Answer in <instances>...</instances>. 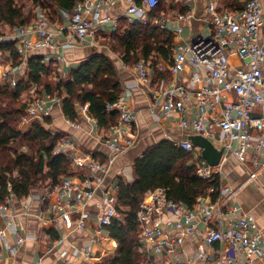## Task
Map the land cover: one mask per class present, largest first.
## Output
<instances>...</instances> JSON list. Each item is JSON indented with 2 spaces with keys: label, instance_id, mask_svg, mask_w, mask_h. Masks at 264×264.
I'll use <instances>...</instances> for the list:
<instances>
[{
  "label": "built area",
  "instance_id": "built-area-1",
  "mask_svg": "<svg viewBox=\"0 0 264 264\" xmlns=\"http://www.w3.org/2000/svg\"><path fill=\"white\" fill-rule=\"evenodd\" d=\"M130 1L128 18L139 13L144 16L139 21L155 24L174 36L173 61L169 66L172 79L167 85L152 90V104L161 105L166 113L178 115L183 127L192 126L201 135L216 139L219 138V132L221 134L224 152L219 164L212 165L205 158H200L196 164L197 175L204 179L216 176L220 178L230 156L244 159L252 150L255 164L259 167L250 175L251 179L255 178L258 170L264 168V159L261 162L257 159L259 156L264 158V10L261 0H248L241 9L225 10H219L217 1L211 0L208 5L210 16L207 31L191 32L188 37H184V26L180 22L191 18L192 12H177L178 24L172 27V18L157 12L161 0ZM166 1L187 3L190 0ZM117 2L118 0L79 1L71 11L68 25L52 26L46 13L40 8L34 19V28L20 26L15 35L4 38L14 42L23 61L29 58L37 42L50 47L60 45V35L65 36L68 45L83 44L104 23L101 11L115 6ZM112 22L117 28L118 20ZM32 32L38 34V41L31 38ZM123 63L131 65L143 82L149 81L151 65L146 60L141 59L135 64ZM203 65L209 68L208 75L213 84L201 85L196 89L199 99L192 103L191 97L195 92L183 82L181 74ZM9 72L8 68L2 70L0 78L6 80ZM190 79L195 83L200 82V78L194 74L190 75ZM12 82L17 85L16 80ZM233 93L237 95V99L227 98ZM62 100L63 97L59 94H44L34 99L27 107L25 120L51 118L53 109L61 107ZM189 108L194 109L192 120L185 117ZM87 110L88 104L83 107V111L94 126L100 128ZM115 110L118 111V118L107 127L109 133L103 137L111 150L106 159L96 158L92 151L83 148L74 137L61 138L54 153L67 154L71 158L74 173L64 175L56 187L44 188L40 198L41 211L38 217L43 222L56 228L62 224L66 230L86 231L90 217L89 206L96 192L105 187L103 190L107 195V208L97 216L96 234L92 233V240L100 244L102 249L95 251L91 245H86L82 254L84 262L88 263H95L108 254L105 253V242L112 237L105 228L115 218H122L117 209V184H108L107 177L118 157L134 147L139 139L135 110L121 98L108 105V111ZM68 122L76 127L80 126L76 121ZM175 142L187 151H195V145L189 139ZM79 166H89L91 171L86 174L75 171V167ZM213 190L218 193L216 199L210 195L202 196L193 207L170 198L165 187H156L145 193L137 211L141 251L149 249L154 254H164L166 257L162 261L150 258V264H194V259H203L211 264H226V261H236V252L244 255L246 264H264L263 235L254 216L243 211L237 203L227 200L236 195L237 189L222 184L220 178V185ZM14 198L12 195L7 203L0 204V217L10 222L13 216L11 201ZM25 198L22 205L27 212L30 203ZM225 212L240 213L235 221L236 229L210 228L202 236L203 245L198 247L194 259L185 262L176 255L186 235L199 233V218L210 225L214 219L222 218ZM173 228H180V235H172ZM29 238L37 236L18 232L11 240L7 229L0 228V244L12 256ZM65 238L66 236L60 235L56 238V244H62ZM216 242H227L228 248L219 249V258L213 260L204 245L211 246ZM39 262H42V258Z\"/></svg>",
  "mask_w": 264,
  "mask_h": 264
},
{
  "label": "trees",
  "instance_id": "trees-1",
  "mask_svg": "<svg viewBox=\"0 0 264 264\" xmlns=\"http://www.w3.org/2000/svg\"><path fill=\"white\" fill-rule=\"evenodd\" d=\"M79 1L82 0H0V34L4 33V27L15 32L18 27L28 25L37 15L33 6H39L51 21L58 16L59 9L72 11ZM165 1H160L158 13L164 10ZM109 40L111 47L123 54L126 63L135 64L141 59L150 62L154 82L172 79L169 66L173 61L174 36L168 30L122 17ZM0 51L6 57L9 54L16 66L23 62L14 42L0 43ZM161 59L168 63L167 69L160 67ZM55 63L51 60L46 64L43 56H30L29 79H20L15 87L0 86V204L7 203L12 195L19 200L28 197L36 187L54 188L64 175L74 173L71 158L54 153L62 132L50 128L51 118L35 120L25 132L14 127L17 117L27 113L31 101L44 94H59L63 97L64 116L76 122L83 118L81 108L88 104V114L100 128H107L118 118V111H108V105L120 99L123 82L110 56L95 52L72 68L66 78L59 73L56 84L50 81L51 74L58 71ZM32 83L37 84L34 95L29 103L23 102V94ZM191 156L190 151L168 139L148 147L134 162L136 180L130 183L120 179L118 183L117 209L122 218H115L105 228L118 243L116 255L101 262L82 264H144L147 257L141 251L137 211L145 193L165 187L170 198L193 207L200 197L208 195L210 188L220 185L218 176L199 177ZM212 195L214 199L218 196L215 192Z\"/></svg>",
  "mask_w": 264,
  "mask_h": 264
},
{
  "label": "crops",
  "instance_id": "crops-1",
  "mask_svg": "<svg viewBox=\"0 0 264 264\" xmlns=\"http://www.w3.org/2000/svg\"><path fill=\"white\" fill-rule=\"evenodd\" d=\"M210 1L211 0H190L187 3H184L183 1L180 3L165 1L166 5L161 13L170 16L172 18L170 24L172 27H175L178 24V21L176 20L177 12H192L193 16L191 18L180 22V24L184 26V37H188L191 32L207 31V21L210 16L208 12V5ZM216 1L219 10H225L243 7L247 0ZM130 4V0H118L115 6L103 9L101 13L105 18L104 23L95 33L88 37L85 43L68 45L66 43L65 36L60 35L58 38L60 45L50 47L41 45L37 42L35 47L31 50L30 56H43L46 63L51 60L55 61V64L59 65L58 69H60L65 76H68L72 68L80 65L95 52L109 55L108 47L101 43L102 37L109 36L115 31L116 27L112 22L113 20L129 16L127 11ZM261 4L264 10V0H261ZM59 12L61 20L56 24L68 25L70 23L71 11L60 9ZM141 18H144V16H141L139 13H135L133 14V17L129 19L139 21ZM28 26L30 29L34 28V21L28 24ZM3 30L12 36L17 32L11 31L9 27H4ZM30 35L33 40L38 41L39 37L36 32H32ZM5 41L8 40L0 36V43ZM233 60L236 59L234 58ZM12 64L13 61L9 57V54L6 57L4 53L0 51V74L2 70L8 68L11 73L17 75L18 77L21 76L20 79H29L30 70L27 66L28 59L23 61L19 66L12 67ZM116 65L123 82V92L120 98L126 101L131 108L135 110L139 123V139L136 145L118 157L116 165L112 168V171L106 180L108 184H117L116 191H118V183L120 179L130 183L136 180L134 162L138 157L143 155L148 147L161 140L168 139L175 142L183 139H189V136L199 135V133L192 126L183 127L180 124V118L178 115L166 113L161 105L154 106L152 104V90L167 85L171 79H160L158 82H154L151 67L149 81L143 82L131 65L126 66L121 59L116 62ZM160 67L167 69L168 63L163 62L161 59ZM208 72L209 68L203 65L199 68H191L181 74L183 82L195 92V94L191 97L192 103L197 102V99H199V94L197 93L198 90L196 89H198L201 85L211 86L213 84L209 79ZM192 74L199 77L200 82H193L190 79V75ZM31 85L30 89L32 91L36 89L37 84L32 83ZM227 98L237 99V95L233 93L228 95ZM52 117L53 120H58L59 117H65L60 106H56L53 109ZM185 117L192 120L194 117V109H187ZM67 132L73 135V137L81 143L83 148L92 151L98 159L105 160L111 153L110 148L107 144H105L103 139L104 136L108 135V129L96 128L91 120L83 119V122L78 127L69 123ZM220 136L221 134L219 132V138L211 139L206 136L205 137L208 138V140L218 149H223ZM202 152L203 148L195 145V151L191 152L192 157H194V159H192L193 164H197L200 158H204ZM257 159L259 160L258 162H261L264 158L259 156ZM255 162L252 150L244 159H240L236 156H230L224 166L223 175L220 178L222 184L227 187L237 189L236 195L232 198H228L227 200L232 203H237L243 211L254 216L260 232L263 235L264 245V168L258 170V175L251 179V173L259 168L256 166ZM89 168V166H79L75 167V171L78 170L80 173L86 174L91 171ZM104 188L105 187L103 186L102 189H99L96 192L95 197L89 206L90 217L88 218V227L86 231L66 230L62 224H60L59 228H56L55 226L52 227L51 224L42 222V220L38 217L41 211L40 198L43 193V190L40 188L36 187L32 194L25 198L30 203V207L27 212L22 205L24 199L19 200L14 198L12 200L14 205L11 222L7 221L3 217H0V228L7 229L8 238L11 240L18 232L36 235L37 238L27 239L19 247L14 256L10 255L4 246L0 244V264H82L85 259L82 254V250L86 245H91L95 251L102 249L100 244L92 240V233H95L96 230L97 216L99 213L104 212L107 208V195L103 190ZM213 189L215 188L213 187L208 190V195L212 198V194L215 192ZM224 196L226 195L224 194ZM207 198L209 199V197ZM237 217H240V213L225 212V215L222 216V218L216 220L214 219L210 225L199 218V233L186 235L183 244L179 247L176 255L185 262L190 259H194L197 254L198 247L203 245L202 236L206 234L210 228L234 230L236 229L235 221ZM171 233L172 235H180L181 229L173 228ZM60 235L64 237L66 236V238L62 244H56V238ZM204 246L211 254L213 260H217L219 258V249L226 250L228 248L227 242H216L211 246H207L206 244ZM113 251H116V247ZM106 252L107 251H105V253ZM143 254L147 257L144 264H150V258L153 257L158 261H162L166 258L164 254H154L149 249L143 251ZM235 256V262L229 263L226 261L225 263L246 264L244 255H242L241 252H236ZM40 258H42V262H39ZM194 264L211 263L203 259H194Z\"/></svg>",
  "mask_w": 264,
  "mask_h": 264
},
{
  "label": "rangeland",
  "instance_id": "rangeland-1",
  "mask_svg": "<svg viewBox=\"0 0 264 264\" xmlns=\"http://www.w3.org/2000/svg\"><path fill=\"white\" fill-rule=\"evenodd\" d=\"M29 3V2H28ZM31 7V6H30ZM40 9V7L38 6V7H36V6H33L32 7V10H33V12H35V13H37L38 12V10ZM60 10V9H59ZM59 10H58V16H57V14H56V18L53 20H51L50 22H51V24L52 25H54V24H56V23H58V22H60V20H61V17H60V12H59ZM37 11V12H36ZM36 17V16H35ZM34 21V18H33V20L31 21V22H33ZM30 22V23H31ZM29 23V24H30ZM19 28V27H18ZM3 32L4 33H1L0 34V36H2V37H9L10 35H9V33L8 32H6L5 30H3ZM110 36L111 35H109V36H103L102 37V40H101V43L103 44V45H105V46H107L108 47V49H109V51H108V56H110L115 62H117L118 60H122V61H124L123 60V54L121 53V52H119V50H117V51H115L112 47H111V43H110ZM125 62V61H124ZM13 66H16L15 64H12V67ZM18 66V65H17ZM57 68H59V65H57ZM61 74L62 75V77L63 78H66L67 76H65L64 75V73L62 72V71H60V69H58V71L56 72V70L54 71V74H51L52 75V77H51V79H50V81H52V82H54V84H56L57 83V80H56V76L58 75V74ZM60 75H58V77H59ZM20 77L21 76H17V75H15V74H13V73H7V79L6 80H4V79H1L0 78V86H5V85H10L11 87H15L16 85H14L13 84V80H16L17 82L20 80ZM154 78V77H153ZM32 86V85H31ZM30 86V87H31ZM30 87H29V89H27V91H25L24 92V94H23V98L21 99V100H23V102H26V103H29L30 102V99H31V96H33L34 95V90L32 91L31 89H30ZM39 88H41V87H39ZM42 90V89H41ZM42 92V91H41ZM36 94V93H35ZM86 106V105H85ZM84 106V107H85ZM87 112H88V110H87ZM86 112V113H87ZM81 114H82V119L80 120V121H77L79 124H81L82 122H83V119H85V120H87L88 118L86 117L87 115H85V112L83 111V108H81ZM27 116V113H22L20 116H18L17 117V119H16V122L14 123V127L16 128V129H18V130H22L23 132H25V131H27V130H29L32 126H31V124L35 121V120H25V117ZM51 119H52V122H51V124H50V128H52V129H54V130H56V131H60V132H62V138H67V137H73V135H71L70 133H68L67 132V128H68V126H69V123H67L68 121L67 120H69L68 118H66V117H59V119L58 120H53V117H51ZM61 119V120H60ZM37 120V119H36ZM89 120V119H88ZM92 121V120H91ZM61 139V138H60ZM81 144V143H80ZM82 146V145H81ZM23 150H27V147H24L23 148ZM191 159H194V157H192L191 156ZM11 185V184H10ZM41 190H43L44 189V187H42V188H40ZM25 198V197H24ZM24 198H22V199H24ZM9 200V199H8ZM11 204L12 205H14L13 203H12V201H11ZM118 213H119V211H118ZM120 214V213H119ZM122 216V215H121ZM41 220V219H40ZM43 222V221H42ZM116 242V251H113V252H110V250H106V246H105V251H107L108 252V254H106V255H104L103 257H101V259H98V260H96V262H101L104 258H106V257H108V256H114V255H116V253H117V250H118V243H117V241H115ZM115 249V248H114ZM87 263H88V261H86ZM95 262V263H96ZM84 263V262H83ZM94 263V262H93Z\"/></svg>",
  "mask_w": 264,
  "mask_h": 264
},
{
  "label": "water",
  "instance_id": "water-1",
  "mask_svg": "<svg viewBox=\"0 0 264 264\" xmlns=\"http://www.w3.org/2000/svg\"><path fill=\"white\" fill-rule=\"evenodd\" d=\"M189 140L196 146H200L203 148V157L208 160L212 165L219 164L222 156L223 149H218L212 142L208 140L205 136L199 135H191L189 136Z\"/></svg>",
  "mask_w": 264,
  "mask_h": 264
},
{
  "label": "bare ground",
  "instance_id": "bare-ground-1",
  "mask_svg": "<svg viewBox=\"0 0 264 264\" xmlns=\"http://www.w3.org/2000/svg\"><path fill=\"white\" fill-rule=\"evenodd\" d=\"M106 250H110V252H113L114 248L116 247V242L113 239H109L105 242Z\"/></svg>",
  "mask_w": 264,
  "mask_h": 264
}]
</instances>
